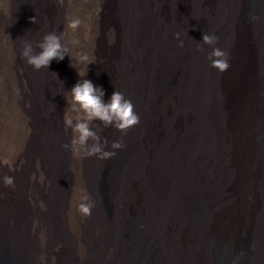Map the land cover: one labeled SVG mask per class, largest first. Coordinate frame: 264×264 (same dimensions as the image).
I'll return each mask as SVG.
<instances>
[{"label":"bare ground","instance_id":"obj_1","mask_svg":"<svg viewBox=\"0 0 264 264\" xmlns=\"http://www.w3.org/2000/svg\"><path fill=\"white\" fill-rule=\"evenodd\" d=\"M249 1L0 0V264L7 248L18 264H65L63 252L66 264H208L206 247L214 264H264V0L256 17ZM49 32L69 55L36 69L21 50ZM83 54L105 100L117 89L139 115L126 130L91 122L108 157L74 154L65 128ZM104 168L113 225L95 186ZM248 225L244 253L230 248Z\"/></svg>","mask_w":264,"mask_h":264},{"label":"clouds","instance_id":"obj_2","mask_svg":"<svg viewBox=\"0 0 264 264\" xmlns=\"http://www.w3.org/2000/svg\"><path fill=\"white\" fill-rule=\"evenodd\" d=\"M32 20L35 21V17H32ZM79 24V19L68 20L69 28L75 29ZM176 38L180 39V33H176ZM214 40V36L208 34L203 36V41L206 43H212ZM183 43V40H180L181 46ZM68 53L69 50L62 42L61 36L55 32H49L37 43L36 48L31 41H25L21 50V57L25 58L27 63L36 69H40L50 66L54 59L63 60L66 55H69ZM212 55L218 57L223 53L220 49L215 48ZM91 63L93 62L87 54L77 56L76 64H73L72 58V66L77 68L81 79L69 90V97L66 98L68 107L64 113V123L65 128H71L73 132L71 150L74 154L80 153L83 149L87 155L100 153L102 157H108L114 153L104 151L103 146L99 143L98 134L91 127V122L99 120L106 126L114 125L120 130H126L139 122V115L134 111V104L131 100L126 99L124 94L117 89L112 92L107 101L105 100V90L101 86H97L93 80L85 78ZM213 63L220 64L222 68L228 67L226 61L221 63L215 60ZM89 138H94L97 143L89 146ZM113 146L120 147L121 145L114 143ZM65 147L67 148L69 145L66 144ZM5 183L12 184L13 177L6 176ZM82 200L87 201V195L83 196ZM78 207L82 213L91 214L92 204L82 202Z\"/></svg>","mask_w":264,"mask_h":264},{"label":"rangeland","instance_id":"obj_3","mask_svg":"<svg viewBox=\"0 0 264 264\" xmlns=\"http://www.w3.org/2000/svg\"><path fill=\"white\" fill-rule=\"evenodd\" d=\"M262 3H263L262 0H250L249 1V6H248L249 12L253 17H256V14L262 9V7H263ZM259 28H260V25L257 26V29H258L257 40L261 41V35L259 32ZM256 139L259 142L261 150L264 152V137L262 135V131H261L260 126L257 129ZM95 186L97 189L99 202H100V206H101V209L103 211V214L106 217L107 221L111 225H113L116 222V215H115V211L113 209V204H112L113 202H112V198H111L113 187H112V183H111V179H110V173L108 172L107 168H104L101 171V173L99 174V176L95 180ZM250 208H251L250 203H246L245 204V212H248L250 210ZM139 219H140V215L134 216V218L129 222L128 229L125 230V233L122 237V241L124 242L123 244H125L124 253L126 252L125 253L126 256L130 255V251L132 248V235H133L132 231L135 227V224H137V221ZM250 227H251L250 225H248L247 228L242 226L238 232V239L240 240V244L237 247H233L232 245H229V247L230 248H236V249L240 250L239 252L244 253L243 247H244L245 243H247L249 238H250L247 235V229H249ZM206 231L207 230L204 227V235H206ZM228 237H230L229 234L226 237L224 236L222 238V240L224 239L226 241L223 240L224 243L221 241V243H223V244L221 245V243H220V247L221 246L223 247V246L229 244V242H228L229 238ZM234 239H235V237H234ZM63 253H62V260L66 264V262L68 260V253H66V252H63ZM203 253H205V255L209 259L208 264H214L212 249L210 247L209 248L206 247V250L205 251L203 250ZM14 256L12 255V252H10V249L7 248L6 249L7 264H18V261H16Z\"/></svg>","mask_w":264,"mask_h":264}]
</instances>
